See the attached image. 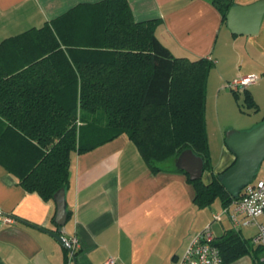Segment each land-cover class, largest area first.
<instances>
[{"label": "trees", "instance_id": "obj_1", "mask_svg": "<svg viewBox=\"0 0 264 264\" xmlns=\"http://www.w3.org/2000/svg\"><path fill=\"white\" fill-rule=\"evenodd\" d=\"M208 1L227 23L233 1ZM160 24L137 22L128 0H103L79 4L0 44V165L26 192L56 202L70 187L74 155L126 135L154 173L187 150L203 159L213 181L189 179L198 208L234 200L213 173L208 142L215 62L175 57L156 36ZM244 99L259 111L249 91ZM215 245L222 264L244 256L260 262L264 255L235 230L216 237Z\"/></svg>", "mask_w": 264, "mask_h": 264}, {"label": "crops", "instance_id": "obj_2", "mask_svg": "<svg viewBox=\"0 0 264 264\" xmlns=\"http://www.w3.org/2000/svg\"><path fill=\"white\" fill-rule=\"evenodd\" d=\"M103 0H0V44L64 15L79 4ZM252 6L264 0H232ZM137 22L161 20L156 36L175 57L215 62L208 79L206 121L215 175L236 161L226 143L222 112L235 100L229 84L256 75L249 91L259 111L251 128L264 121V16L256 34H235L208 0H128ZM237 93V92H236ZM245 100V99H244ZM239 103V107H240ZM241 111H244L241 109ZM216 123V124H215ZM249 129V130H250ZM173 161L174 166L167 163ZM154 173L138 147L126 136L93 151L74 155L70 187L66 190L68 220L62 235L77 237L80 249L73 264H179L194 235L225 206L200 209L190 176L180 169L179 158ZM205 184L213 174L204 171ZM13 217V224L4 223ZM57 204L28 193L19 180L0 165V264H67L68 251L51 235ZM234 230L228 219L213 225L216 237ZM252 239L256 228L240 232ZM232 264H262L244 256Z\"/></svg>", "mask_w": 264, "mask_h": 264}, {"label": "water", "instance_id": "obj_3", "mask_svg": "<svg viewBox=\"0 0 264 264\" xmlns=\"http://www.w3.org/2000/svg\"><path fill=\"white\" fill-rule=\"evenodd\" d=\"M264 16V1L252 6H234L229 11L227 22L235 34H256ZM228 148L236 156L235 163L219 175V181L225 190L238 198L242 190L253 183L264 161V124L247 132L232 131L227 134ZM180 169L191 180L203 178L205 167L202 158L187 150L179 157ZM57 204L56 223L60 226L57 233H51L68 250L63 227L68 220L66 190H61L55 197Z\"/></svg>", "mask_w": 264, "mask_h": 264}, {"label": "built area", "instance_id": "obj_4", "mask_svg": "<svg viewBox=\"0 0 264 264\" xmlns=\"http://www.w3.org/2000/svg\"><path fill=\"white\" fill-rule=\"evenodd\" d=\"M257 80L258 76L250 75L230 83L229 87L237 93H242ZM3 219L6 224L15 222L13 217L4 216ZM225 219L231 222L237 232H241L243 228H256L257 233L252 238V242L264 249V178L255 179L242 190L238 198L214 214L212 221L193 236L179 264H222L220 251L215 245L213 225L222 223ZM64 240L68 246V264H73L80 249V242L75 236L64 237ZM260 262L264 264V255ZM105 264H117V261L110 258Z\"/></svg>", "mask_w": 264, "mask_h": 264}, {"label": "rangeland", "instance_id": "obj_5", "mask_svg": "<svg viewBox=\"0 0 264 264\" xmlns=\"http://www.w3.org/2000/svg\"><path fill=\"white\" fill-rule=\"evenodd\" d=\"M236 100V99H235ZM239 103L241 104L239 107ZM243 109L244 111H241ZM247 108L244 103V96L241 95L240 101L234 103V106L231 108H225L222 112V120L223 122H220L219 125L223 124L224 131H227V134L232 131L237 132H247L254 128L252 127L253 121L259 116V115H249L246 113ZM257 116V117H256ZM216 124V123H215ZM250 129V130H249ZM170 166H174L175 163L173 161H170L167 163ZM264 178V161L261 165L260 171L256 176V179H263ZM220 204V201L217 200L213 208H217ZM220 224V223H217Z\"/></svg>", "mask_w": 264, "mask_h": 264}]
</instances>
